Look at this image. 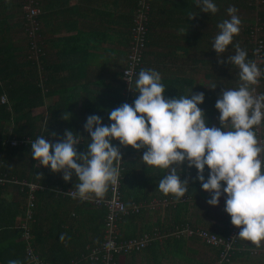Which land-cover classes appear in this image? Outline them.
I'll return each mask as SVG.
<instances>
[{
	"label": "trees",
	"instance_id": "1",
	"mask_svg": "<svg viewBox=\"0 0 264 264\" xmlns=\"http://www.w3.org/2000/svg\"><path fill=\"white\" fill-rule=\"evenodd\" d=\"M139 1L140 0H87V9L94 12V14L104 17L99 20L103 29L111 32L112 30L109 29V24H114L120 28L118 32L119 35L121 34L120 36H122V38H120L118 44L123 47L124 51L121 52L112 48L114 49L112 52L115 53L116 56L118 54L121 55V59L122 56L124 59L125 54V61L118 73L115 74L117 76H114L115 78L119 77V80L115 82L112 81L114 82V90H108L103 93L105 95L112 94L110 97L114 94L113 99L116 101V108L127 100L126 94L130 100V105L133 104V101L138 95L135 87L138 74L141 69L147 70L148 67H150L149 69L151 70H160L162 72L161 74L163 76L160 82L165 87L164 95L166 98H179L180 96L187 95H189L190 98L192 94L202 92L204 94V101L202 104L198 105V107L205 113L207 126L220 127V122L214 118V110L216 109L215 103L223 89L238 88L241 82L238 73L234 74V72H232L229 74L226 67L220 65L218 61L226 59V56L230 57L235 55L236 45H239L241 49L246 51V59L248 61L252 62L255 55L260 57L261 63L257 66L261 72V76L258 78V82L261 84L259 93L261 92V94H264V0H259V7L254 5L255 0H213V3H215L218 8V11L214 14L211 12H201L197 0H146L148 3L146 22L147 33L142 36L143 47L138 62V73L133 80V91H127L125 88L126 84L122 80V71L128 65L127 61L130 55L131 29L134 20V11L138 7ZM25 5L35 6L39 10L34 18L35 22L39 24L36 29L32 30L29 26L26 12L23 9ZM98 5L110 9L106 11L101 9L100 11ZM233 6L237 9L235 14L238 17L242 12L243 15H245V11L255 12V21L253 22L252 18L246 20V16H243V20H241L240 24V31L242 32H239L238 35L233 37L232 43L227 46L224 53L217 54L215 50L212 49L214 38L217 35L216 32L219 31L217 25L225 19H230L227 10L229 7ZM120 7L124 9H119ZM191 16H194V18L189 19ZM78 17V0H0V96L6 95L8 100V102L0 101V178L8 179L4 184H0V264H8L11 260H18L20 264H28L25 252L26 243L20 239L22 235L20 223L23 221L26 211V189L23 188L21 190V186L12 183L11 179L16 178L19 180L23 179L25 181L37 182L40 185H44L47 190L53 188L51 185L44 183L40 176H38V178L36 177V180H33L37 172L34 171L35 174L33 175L30 171L35 163V160L31 157L30 145L42 135H46L43 136L46 138L49 136V140L53 141V143L63 138L61 133L62 130L58 126H50V128H47V121L51 119V114L54 113L59 117L61 113L57 112L54 108H48V116L46 115L44 117L45 113L31 115V109L35 106L43 105L44 98L49 95H57L58 98L61 96L60 99L62 101V95L67 94L69 96V101L76 100V102L74 105L68 104L62 116H64L66 112L68 114L67 117H69L68 121L72 119L74 123L72 125V132L78 136V93L85 89V83L81 82L82 80H78V62L73 64L75 59L78 58V44L82 42L89 46L91 45L95 49H102V43H105V41L110 45H115L117 41L115 38H110V36H106L105 38V35L100 33L98 37H91L86 41L79 40L81 30H78V27H80ZM201 22L207 25L205 30L194 28V25ZM154 23H161L167 28H176V31L179 33L178 37L180 38L177 48L170 46L169 42L163 45H157L156 42L151 40L149 33ZM93 24L85 21L83 26H91ZM245 24H250V26H246ZM255 25L260 28V33H263V36L257 37V40L261 42L257 46L250 44L248 41L249 39L252 43L250 35L253 33L252 28ZM56 32H70L76 34L67 38L61 37L57 40L49 39V36ZM19 35H21V39L16 37ZM201 41L206 42V46L202 45V47L207 48L201 50L197 60L195 55L197 53V48L201 45ZM54 45L58 47L57 50L53 48V52H56V54L60 56V63L50 66L48 65L47 49L45 48H50ZM259 45H261L262 48H259ZM34 46L37 50L35 60L34 55H32V57L29 55ZM249 49L253 52L251 51L252 53H249ZM106 51L110 50L106 49L105 52ZM172 57L173 59L170 60V62H173V65L170 66L169 62L166 64V60ZM209 64L214 66L217 65V67H210L208 66ZM200 68L202 71L198 70ZM198 71L202 72V76L199 78L196 77L198 73L200 74ZM213 85H216V87L212 88ZM252 86H250V91ZM91 95L94 96L93 98L97 101H100L101 95H96V92H92ZM61 101L58 105L61 104ZM95 104H97V106L99 105V107L101 106L98 102H95ZM8 125L12 127L10 130L7 129ZM73 126L76 130H74ZM253 131L256 134L257 140L259 137L264 138V120H262L260 125L254 126ZM10 137H29L30 141L26 145L21 144L16 147L2 143ZM85 137L87 138L86 135ZM112 143L121 151L122 161L120 162L121 169L119 179L121 199L123 202L130 201L137 204L151 202L152 200L128 199L129 197H127L130 192L134 191L130 183V177L134 179L135 175L138 174V172H135L136 168L133 167L135 162L131 161L129 156L132 153L136 154L139 150H135L131 146H121L118 140H113ZM76 148L78 151V145H76ZM144 150L146 149H140L141 152ZM260 155L264 157V152H261ZM11 159H16V162L12 164ZM25 164H29V168H27ZM34 168L37 169L36 167ZM192 168L194 169L195 167ZM162 171L166 174L169 170L162 169ZM208 171L207 167H205L203 173L205 180L208 178ZM194 172L195 175H197L196 169ZM182 178L183 176L180 177L181 180ZM141 179L142 176H138V182H140V184ZM189 183L191 184V181H189ZM140 184H138V186H140ZM195 184H197V180L194 181L193 185ZM199 186L201 187L200 182L195 186V189L188 186V192L179 199L170 194L166 197L153 199L159 201L161 205L149 212L173 209L179 205H184L186 213H188L189 206L194 209V212H189V215L187 214V219L180 223L169 227H156L159 229L160 233H165L164 237L158 241L161 243L170 236H177L179 238L186 237L197 240L204 246L211 248L215 253L214 264H232L233 257H239V255L243 256L244 254L248 257L254 255L251 250V247H254V245L251 243L243 244V240L240 239L238 235L232 239L225 252V247L223 245H214L196 235L198 232H206L226 240L230 239V232L235 227L231 224L230 216L228 214H223L220 209L222 205L225 207V201L218 207L212 209L207 208L206 210L209 214L218 215L217 218H220L219 222L222 228L208 229L204 227V224L201 223V216L198 215L202 207L199 202L201 203L204 196L206 200L204 202H207L211 196H209L207 192L201 194L202 189H200ZM46 189L34 192V205L35 202L43 196L44 190ZM14 192L15 196L19 194L20 199H16L15 196L9 199L10 194L12 195ZM12 198L19 201L15 202ZM164 200L167 202L166 206L163 205ZM85 205L94 208L88 203ZM95 209H98V211L101 210V214H104L102 208ZM98 211L97 213L100 214ZM142 213L143 211L129 217H136ZM34 216L33 208V218L28 225L31 235L28 242L31 247L36 245V237L40 238V235L37 233L38 231H36L38 226L33 224ZM17 217L19 222L15 221ZM186 226L192 229L194 232L192 235L181 233V230ZM101 229L103 233L102 225ZM137 237L138 235L123 239H134ZM119 239H121V237ZM60 241L62 245H57L58 248L63 246V241ZM151 245H153V243L144 249H147ZM144 249L139 251L132 250L129 254L138 253ZM87 252V247L85 248V246H82L77 254L76 252L67 254V257H37V259L49 264H71V261H75L74 264H98V262L82 258ZM222 253H225V257L220 258L219 256ZM63 254H65V252H63Z\"/></svg>",
	"mask_w": 264,
	"mask_h": 264
},
{
	"label": "clouds",
	"instance_id": "2",
	"mask_svg": "<svg viewBox=\"0 0 264 264\" xmlns=\"http://www.w3.org/2000/svg\"><path fill=\"white\" fill-rule=\"evenodd\" d=\"M198 5L204 13L218 11L213 0H198ZM227 11L230 19L217 25L219 33L212 44L217 54L224 53L233 37L242 32L237 9L233 6ZM235 47V55L228 57L227 63L238 67L241 83L238 88L223 89L215 103L220 127L207 126L205 113L198 107L204 101L202 92L190 98H166L160 74L141 69L135 81L138 95L133 104L124 103L111 110L109 125H103L98 115L86 118L84 130L90 142L85 152L78 153L80 139L65 130L63 138L55 143L45 137L32 142V159L54 173L63 172L65 182L74 174L79 183L73 198L80 199L89 194L103 198L109 185L117 182L122 159L113 140L135 150L146 149L140 158L146 165L169 170L158 183L159 191L165 195L183 197L188 192V181L180 179L177 169L183 164L195 167V180L211 194L207 203L216 206L221 195H226L221 211L230 216L233 226L240 228V239L259 247L264 241V157L260 155L264 152V138L257 140L253 129L264 120V94L257 96L250 91V86L258 83L260 69L246 59L245 50ZM229 126L230 130H225ZM205 167L209 170L207 180L203 175Z\"/></svg>",
	"mask_w": 264,
	"mask_h": 264
},
{
	"label": "crops",
	"instance_id": "3",
	"mask_svg": "<svg viewBox=\"0 0 264 264\" xmlns=\"http://www.w3.org/2000/svg\"><path fill=\"white\" fill-rule=\"evenodd\" d=\"M85 1L78 0V22L80 24L78 30H81L79 40L86 41L91 37H98L100 33L104 34L105 38L106 36H110V38H115L117 41L115 45H110L105 41V43H102V49H95L91 45L89 46L82 42L78 44V58L75 59L73 64L78 62V80H82L81 82L85 83L84 91H80V93H78V138L80 139V143L78 144V153L85 152L87 150V145L90 142V136L84 130V125L88 116H100L102 118L103 125H109L111 123L108 119V114L111 110L116 108V101L113 99L114 94L112 97H110L112 94L105 95L103 93L108 90H114V82L119 80V77L115 78L114 76H117L115 74L118 73L125 61V54L124 59L123 56L121 59V55L118 54L116 56V54L112 52L114 49L121 52L124 51L123 47L118 44L120 38H122V36H120L121 34L119 35L118 32L120 29L119 26L117 27L114 24H109V29L112 30L111 32L109 30L103 29L99 23V20L100 18L104 17L94 14V12L87 9L88 3L87 0ZM102 7L103 6L98 5L100 11ZM108 9L110 8L103 7L102 10L106 11ZM85 21L94 24L91 26H83ZM150 30L149 36L151 40L156 42L157 45H163L166 42H169L170 46L175 48L178 47L180 38L178 37L179 33L176 31V28H167L161 23H154ZM216 33L218 34L219 31ZM75 34L76 33L70 32H56L49 36V39L57 40L61 37L67 38ZM202 45H205V43L202 42ZM53 48L56 50L58 49V47L54 45L50 48H47L46 50L47 61L48 65L50 66L60 63V56L57 55L56 52H53ZM106 49H109L110 51L105 52ZM172 59L173 57L169 60H166V64L169 62L170 66H172L173 62H170ZM149 68L150 67H148V69ZM157 72L161 77L163 76L160 70H157ZM92 92H96V95H101L100 101H97L95 98H93L94 96L91 95ZM60 98H58L57 95H49L44 98L43 105L33 107L30 113L31 115L45 113V117L46 115L48 116V108L56 109L57 112L61 113V116L59 115L58 117L54 113L51 114V119L47 121V128H50V126H58L62 130V135H64L65 130L73 131L72 125L74 123L72 122V119L68 121L69 117H67L68 114L66 112L64 116H62V114L64 113L66 106L68 104L74 105L76 100L69 101V96L67 94L62 95V101ZM60 101L62 106L61 104L58 105ZM95 102H98V104H101V106H97ZM74 130H76L75 127ZM143 152L139 150L136 154L132 153L129 156V159L135 162L133 167L136 168L135 172H138V174L135 175L134 179L130 177V183L132 184L134 191L130 192V196L127 195V197H129L128 199L135 198L154 201L153 199L168 196L169 194L165 195L158 189L159 181L166 174H168V172L164 174L162 169L146 165L140 159L143 155ZM15 162L16 159H11L12 164ZM25 165L27 168H29V164ZM194 170L195 168H188L186 164L181 165L180 169H177L178 174L180 173V177L183 176L182 181L187 180L188 186L195 189V186L198 185L199 181H197V184L193 185L196 177ZM30 171L33 175L35 174L34 171L37 172L35 179L33 178V180H36V177L38 178V176H40L44 183H47L53 187L50 190H47L45 186L42 185L46 190H44L43 196L38 199L34 205L35 216L33 224L38 226L36 231H38L37 233L40 235V238L36 237V245H34L32 248L34 249L37 257H67V254L75 252L77 254L82 246H85V248L87 247L88 251V248H93L88 246H94L100 242L102 237L101 225L104 215L101 214L102 211H98V209L95 208H90L84 203H80L75 199L61 194V192L58 190L59 188H62L64 190L73 189L76 191V184L79 183L76 176L73 174L71 180L65 182L63 180V172L54 173L50 170V167H42L39 165V162L37 163L36 161ZM138 176H142L141 184L138 182ZM189 181H191L192 185L189 183ZM138 184H140V186H138ZM199 188L202 189L200 186ZM203 192L205 191L202 190L201 194H203ZM207 194L211 196L210 193L207 192ZM13 196H15V192L12 195L10 194L9 199ZM88 196L95 197L93 194H89ZM15 197L16 199H20L19 194ZM16 199L12 198V200L15 202L19 201ZM225 200L226 195L222 194L220 197V202L216 206H211L207 202H204L206 201L205 196L204 199L201 200V203L199 202L200 206L202 207L198 215L201 216V223L204 224L205 228H222L219 222L220 218H217L218 215L215 216L214 214H209L206 212V210L207 208L212 209L222 205ZM97 211L101 215L98 214ZM192 211L194 212V209L189 206L188 213H186L184 205H179L173 209L160 210L157 212H143L136 217H126L123 218L118 224V234L121 238H126L139 235L142 232L150 231L154 227H169L186 220L187 214L189 215V212ZM15 221L19 222L18 217ZM60 240L63 241V246L58 248L57 245H62ZM242 243L244 244L251 242L243 240ZM251 250L253 251L254 255L248 257L244 254L243 256L239 255V257H233L232 264H264V241H261L259 247H256L255 245L254 247H251ZM63 252H65V254H63ZM82 258H87L97 262L90 257ZM74 263L75 261H71V264ZM214 263L215 253L211 248L204 246L197 240L186 237L179 238L177 236L167 237L161 243L159 241L153 242V245L142 250L141 252L117 256L115 260V264Z\"/></svg>",
	"mask_w": 264,
	"mask_h": 264
},
{
	"label": "built area",
	"instance_id": "4",
	"mask_svg": "<svg viewBox=\"0 0 264 264\" xmlns=\"http://www.w3.org/2000/svg\"><path fill=\"white\" fill-rule=\"evenodd\" d=\"M26 6V5H25ZM147 10L148 3L146 0H140L138 7L134 11V20L131 29V44H130V55L128 56V65L122 71V80L126 84L127 91H133L132 82L134 78L137 76L138 67H139V57L141 54L142 45V36L147 33ZM26 12V18L29 23L31 29H36L39 25L35 22L34 18L38 14L39 10L35 6L27 5L24 8ZM261 42H259L260 44ZM259 48H262L259 45ZM36 48L35 46L31 49L29 55H34L36 59ZM258 52V51H257ZM31 57V56H30ZM29 57V58H30ZM126 101L122 102L130 104V100L128 95L126 94ZM1 102H8L6 95L0 96ZM121 104V105H122ZM46 136L42 135L41 137ZM46 138V137H45ZM29 137H10L3 141V144H8L9 146L16 147L21 144H28ZM49 142H53L49 140V136L46 138ZM121 154V151H120ZM119 167V178L115 184H110L106 195L103 198H95L88 196L86 199H80L79 197L73 198V189H62L58 190L61 194H64L72 199L80 203H88L90 206L94 208H102L104 210L103 216V233L101 242L94 246L93 248H88V252L84 257H90L98 262V264H115V260L117 256L129 254L132 250L139 251L141 249L146 248L148 245L153 243L154 241L160 240L164 237L165 233H160L158 228H153L149 232H143L138 235L137 238L134 239H119L120 236L118 234V224L119 222L126 217L133 216L139 214L141 211L149 212L154 208L160 206L159 201H152L149 203H133V202H123L120 195V163ZM8 181L7 178H0V184H4ZM11 182L21 186V190L23 188L26 189V211L25 217L23 221L20 223V228L22 229L21 239L26 243V257L28 264H49L47 262L41 261L37 259V255L34 252V249L30 246L28 240L30 239V231H29V223L32 220V213L34 208V192L38 190L44 189L42 185L33 181H25L19 180L16 178H12ZM163 205H167L166 200L163 201ZM240 228L234 227L230 232V239L223 240L219 237H215V235L206 233V232H198L196 235L204 238L206 241L214 244V245H223L225 247L224 252L228 249L227 247L230 245V242L234 237L239 234ZM181 233L186 235H192L194 232L188 226L184 227L181 230ZM166 236V235H165ZM220 258L225 257V253H222Z\"/></svg>",
	"mask_w": 264,
	"mask_h": 264
},
{
	"label": "rangeland",
	"instance_id": "5",
	"mask_svg": "<svg viewBox=\"0 0 264 264\" xmlns=\"http://www.w3.org/2000/svg\"><path fill=\"white\" fill-rule=\"evenodd\" d=\"M12 1H18V0H12ZM106 1H110V0H106ZM254 5H257L259 7V0H255L254 1ZM26 6H24L23 9ZM102 9H103V7H102ZM119 9H124V8L123 7H120ZM243 16H246L245 17L246 20L252 18L253 19V22L255 21V17H256L255 12H253V11H245V15H243V12H242V14L239 16V19L240 20H243ZM245 25L246 26H250V24H245ZM194 28H198L200 30H205L207 28V25H204V23L201 22L199 24L194 25ZM252 30H253V33L250 35V38L252 40V43L251 44H254V43L257 44V43H259V41L257 40V37L263 36V33L262 32L260 33V28L257 27L256 25L252 28ZM16 37L21 39V35L16 36ZM243 38H245V37H243ZM202 42L205 43V46H206V42L205 41H201V45L197 48V53L195 55V58L197 60L199 58V55H200L201 50L207 48V47H204V48L202 47ZM45 49H47V48H45ZM31 57H32V55H31ZM227 58L228 57L226 56V59H222L221 61H223V63H220V65L225 66L226 67V70L228 71L229 74L232 73V72H234V74H237L239 72L238 67L235 66V65H233L230 61L227 63ZM252 62H254L258 66V64L261 63L260 57L259 56H255V58H254V60ZM208 66H210V67H215L216 66L217 67V65L214 66V65H210V64ZM198 70H201V68L198 69ZM38 71H40V70H38ZM201 71H198V72H200V74L198 73V75L196 76L197 78H199L200 76H202V72ZM260 86H261V84L259 82L256 85H253L252 86L251 91L253 92V95H257V96L259 95V88H260ZM261 90H262V87H261ZM219 115L220 114H219L218 110L215 109L214 110V118H216L218 121H219ZM11 128H12L11 125H8L7 129L10 130ZM225 130H230V126L227 127ZM219 202H220V199H219Z\"/></svg>",
	"mask_w": 264,
	"mask_h": 264
}]
</instances>
